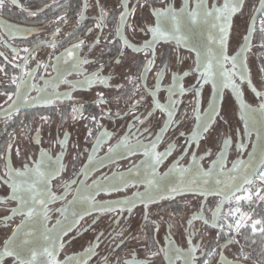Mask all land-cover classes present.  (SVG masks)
<instances>
[{"label":"flooded vegetation","instance_id":"af4514ba","mask_svg":"<svg viewBox=\"0 0 264 264\" xmlns=\"http://www.w3.org/2000/svg\"><path fill=\"white\" fill-rule=\"evenodd\" d=\"M87 2L90 7L85 13L84 18H79L77 13L80 11V6ZM96 0H19V3L24 8L36 11V16H30L27 11H22L21 8L13 6L10 2H6V7L0 10V23H9L19 25L24 28L32 29L31 34H25L23 38L8 39L3 31H0V36H4L6 44L16 48L31 47L33 44L42 40L56 39L62 41L54 50L45 46L37 50V58L49 64L48 69L41 68L36 73V79L33 81L40 87H44L43 81L39 79L41 74L45 78L55 77L56 72L53 71L51 57L62 53L74 43L83 41V46L78 50L77 55L83 59L90 61L82 67L84 73H77L72 69L71 62L64 64L61 62L62 70L66 69V74L63 79L69 81L83 80L84 75L95 72L101 64L104 65L101 75L111 77L108 84L111 87L101 85H93L91 88L79 85L75 89L72 85L56 82L55 89L51 85L47 87L49 93L53 90L57 93L70 92L72 99H57L53 104L45 105L42 102L22 103L19 111H14L11 118L0 113V172L4 170L6 161L3 158V153L7 151V146L12 143L14 148L9 154L10 161L14 168H21L24 163L32 164L35 159L39 158L40 150L44 149L51 157V162L54 163L58 154L62 155V163L64 165L62 172L51 182V189L58 195L64 192L65 183L70 184L69 191L63 200H58L49 205L53 211L47 226H51L60 218V213L54 211L68 204V201L73 199L77 185L80 181H84L86 185L92 184L94 180L108 176L118 180L121 173L129 179V186L122 188L116 192L96 191L94 193L97 202L123 200L132 198L135 192H144L145 184L139 182L145 173V161L143 155L144 149H137L134 155L116 156L113 160H105L103 165H96L94 170H91L87 176L82 173V169L88 164V155L92 152V145L97 135L100 132L108 131L110 136L105 140L100 148L94 153L97 159L104 157L111 145L117 143L120 137L129 131L127 125L129 122L136 125L131 129L136 133V137L144 144H148L149 140L154 138L155 134L160 132L161 128L166 127V114L158 109H150L153 115L147 118L142 125L132 119V113L127 112L129 96H131L134 87L126 84L124 76L131 75L136 77L139 75L140 69L145 63L144 53H135L132 49L126 50L125 57L121 58V64L116 65L117 49L121 44L116 38V26L119 17L120 0H107L106 10L109 14L104 17L103 23L106 25L102 30L94 27L96 24L97 10H94L91 5L95 4ZM105 0H101L104 3ZM132 3L135 0H131ZM148 7L137 9V21L141 26L151 20L155 23V17L151 16L152 8H161L166 4H171L179 9L183 4L187 3L189 11L195 8L198 0H141ZM225 0H204V3L211 7L223 5ZM259 0H245L244 7L241 12L234 14L231 18V26L229 28L228 40L226 45V54L231 56L236 54L240 44L243 42V36L246 34V26L252 16L253 10L257 7ZM43 9L42 12L37 11ZM62 16L67 21H57L56 17ZM79 20V23L77 22ZM132 18H129V23ZM59 28L60 32L55 37L53 33ZM92 31L89 32L88 29ZM217 33L218 29H212L210 24H190L185 23L181 28V34L187 39L184 45L177 46L175 41L162 42L157 45L156 63L151 71L147 73L145 81H139V91L134 97L139 99L141 95L145 96V102L135 111L140 119L146 117L145 109L148 108L147 101L150 97L146 95L144 87L147 84V89H151L157 81L155 80L156 71L167 65L169 71L158 82L160 90L156 93V99L161 104L167 103L168 93L165 90L172 83V74L177 73L183 75L187 72V76H183L181 83L184 87L191 89L179 99L182 101V106L178 109V115L174 117L176 120H183L179 129L169 127L167 131L160 132L161 139L157 144V151H164L168 145L174 144L175 148L172 154L157 167L156 171L164 177L162 186L172 187L173 181L170 176H164L169 168L175 163H179L184 167H191L190 160L192 153L195 152L197 157L204 158L199 161L200 166L207 170L214 160L217 159L222 141L227 136L231 139V143L226 150L225 169L232 167L234 161L248 159L249 154L257 139V130L261 129L260 123L256 124V129L250 130V134L245 136V123L240 115V99L251 107H258L259 101L256 94L252 91L247 81H240L235 78V83L239 87L241 96L238 99L231 87H224L222 78L218 77L220 85V94L217 97L213 91L211 82L201 86L197 77L199 72L193 71L197 63V51L202 54V57L209 55V50L214 54L218 45L208 41L209 33ZM99 36V45L95 44V40ZM125 36L133 45H139L143 42L144 33H137L133 36L130 32H126ZM107 38V39H105ZM111 49V51H109ZM0 52L11 59V49L5 44H0ZM23 54V53H21ZM254 50L248 53L247 65L249 69L252 86L257 91L264 92V88L256 86L251 73L249 60L253 58ZM179 57V59H177ZM206 62V60H205ZM0 64H4V60L0 57ZM30 66L35 67V61H30ZM231 64L225 62L223 68H218L214 64V71L219 73L224 69H230ZM9 75L14 71L12 67L7 66ZM8 81L0 74V92L14 91V87L8 88L5 85ZM116 85H122L117 88ZM264 87V85H263ZM199 89V107L201 111L209 106V101L216 99L220 106V115L215 123L211 134L206 136L196 144L191 145L190 150L181 152L180 145L183 144V138L178 137L179 132L188 133L196 124L195 113L193 111L196 106L195 90ZM105 93L107 105L102 106L104 111H110L111 118L104 117L100 119V125L87 120H73L71 118L73 106L83 104L84 114L86 116L95 115L100 118L101 107H97L94 103L98 92ZM28 95L35 97L37 92L33 89ZM0 107H6V97L0 96ZM119 112L120 116L115 114ZM186 114V119L183 117ZM259 119V115L256 114ZM41 116H48L47 122L40 119ZM257 119V120H258ZM89 129L92 135L89 136ZM147 129V131H145ZM39 130V131H37ZM67 134L68 143L61 149L60 141L65 139ZM35 138V139H33ZM135 138L132 142H135ZM38 140L39 143L35 141ZM238 142L244 143L242 151L236 148ZM19 145L22 149L20 156L15 155V146ZM205 153H208L205 155ZM135 166V167H134ZM129 169H133L129 172ZM150 171V169H147ZM137 181L133 184L131 181ZM75 181V183H71ZM8 189L4 185H0V198L7 195ZM164 199H157L155 203H150L145 209L144 205L137 202L136 207L128 212L127 209L119 211V207L113 205L117 210L113 212L91 211L89 215L84 216L80 223L73 228L71 232L62 237L63 247L57 251L56 259L64 261L66 256H76L84 252L90 245L99 244L95 248V255L88 259L87 264H101V258L105 255L111 257L109 264H115L119 259L121 261L131 258L134 252L135 257L139 260L149 259V264H169L165 259V254L161 249H164L169 240L172 242L170 246L172 250L170 255L173 259V264H184L183 257L177 258L175 249L187 251L189 244V233L192 234V242L198 245L195 252V264H203L204 259H209L204 253L210 251L217 246L216 231L205 226L202 221L193 220L191 224L188 220L196 213L203 212L206 219L211 221L212 210L216 207L220 200L218 195L201 196L192 192H183L178 194L165 193ZM15 202H7L0 204V244L11 234V228L20 222L22 217L15 216L11 221H4L2 217L7 215V209L14 207ZM81 205L69 206V216L73 210H79ZM147 216V218H146ZM155 222V223H153ZM5 223L9 227L5 228ZM156 225H159L157 230ZM119 234V235H118ZM133 237H136L133 239ZM226 237L219 239L220 244H224ZM37 243L43 245L44 242L37 239ZM218 249V253H219ZM149 253H157L149 258ZM223 254L234 259L239 257L238 244L229 245L223 249ZM219 254L210 258L209 264H220L218 261ZM45 259V258H41ZM241 261H245L240 257ZM75 264V261L72 262Z\"/></svg>","mask_w":264,"mask_h":264},{"label":"snow or ice","instance_id":"6c2138e0","mask_svg":"<svg viewBox=\"0 0 264 264\" xmlns=\"http://www.w3.org/2000/svg\"><path fill=\"white\" fill-rule=\"evenodd\" d=\"M6 2H10L13 6L21 8L22 11H27L30 16L37 15L36 11L24 8L19 3V0H0V10L6 7ZM106 2L107 0L104 3H101V0H96L95 4L91 5L94 10L98 11L95 17L96 24L94 25L97 29L102 30L106 27L103 23L104 17L109 14L106 10ZM244 4L245 0H225L221 6L213 4L209 7L204 3V0H198L195 8L191 11H189L187 3L183 4L179 9L173 7L171 4H166L161 8H152L151 16L155 17L154 24L149 19L148 22L141 26L136 19L137 9L148 7V5L142 3L141 0H135L134 3L131 0H120L116 38H118L121 47L117 49L115 64H121V58L125 57L127 49H132L135 53L143 52L145 56V63L140 69L138 76H124L126 84L135 86L131 96L128 98L130 103L127 108V112L133 114L132 119L134 121L142 125L147 118L153 115L150 109L154 108L165 113L167 117L165 120L166 127L161 128L160 132L167 131L169 127L180 128L183 120H176L174 117L178 115V109L182 106V101L179 97H182L186 92L191 90L184 87L181 83L183 76L188 75L187 72H184L183 75L172 74V83L165 89L168 93L166 104H161L156 99V93L160 90L158 82L169 71L167 65L165 64V66L156 71L155 80L157 83L151 89H147V84L145 83L146 95L150 97V100L147 101L148 108L145 109L146 117L144 120L140 119V116L136 115L135 111L138 107L142 106V102H145V96L141 95L139 99H135L134 97L139 91L138 82L146 80L147 73L151 71L156 63L157 45L170 41H175L177 46L184 45L187 38L181 34L182 26L185 23H202L210 24L212 29H218L217 33L213 34L210 32L208 35V41L218 45V49L214 54L209 50L207 57H202V54L197 51V63L193 71L200 73L197 79L200 81L201 86L211 82L213 91L216 92L218 97L220 85L217 80L218 77L222 78L223 86L231 87L239 99L241 92L235 83V78L238 77L242 82L247 81L249 86L252 87V91L256 94L259 104L258 107L253 108L242 99L239 101L241 119L245 123V136L250 134V130L256 129V114L259 115L261 129H264V92L257 91L252 86L247 65L248 53L252 52L254 47L264 49V0H259V6L254 8L251 22L246 26V34L243 36V42L240 44L236 54L229 56L225 51L231 18L234 14L241 12ZM89 7L90 5L87 2L81 5L77 16L81 19L84 18ZM37 11L42 12L43 9H38ZM130 17L132 18L131 23H129ZM257 18L259 26H257ZM56 19L57 21L67 22L62 16H57ZM77 22L79 23V20ZM0 31H3L8 39H16L18 37L23 38L25 34H31L32 29L5 22L0 23ZM88 31L91 32L92 29L89 28ZM59 32L60 29L57 28L53 33V37L59 34ZM126 32H130L133 36L137 33H144L143 42L138 46L131 44L125 36ZM256 33H259L260 37L258 45L254 43V35ZM61 42L53 38L51 40L39 41L31 47L16 48L7 45L4 36H0V44H5V46L9 47L12 53L11 59H9L7 55L0 52V57L4 60V64H0V74H3L4 78L8 81L5 87H14L15 89L14 91L0 92V96L6 97V107H0V113L11 118V114L14 111L20 110L22 103L42 102L48 105L53 104L57 99H72L70 92L57 93L53 90V92L49 93L46 90L49 85L55 89L56 82L70 84L73 89L79 85L89 88L93 85L111 87L108 84V80L111 77L101 75V71L104 68L103 64L95 72L84 75L83 80L69 81L62 78L67 71L66 69L62 70V61L65 65L71 62L72 69L81 74L84 73L82 66L90 63L89 60L77 55L78 50L83 46V41L70 45L55 57H51L50 55V59L53 61L51 67L57 75L46 79L44 74H41L39 79L43 81L44 87H40L34 83L37 71L41 68L46 71L49 67V64L37 58V50L45 45L54 50ZM94 43L99 45V36H97ZM30 61H35V67L30 66ZM225 62L231 64L230 69H224L219 73L213 70L214 64L218 68H223ZM9 65L14 70L11 75L7 71V66ZM260 71L264 73V67H261ZM116 87L120 88L122 85H116ZM33 89L37 92L35 97L28 95ZM199 95V89H196V106L193 109L196 119L195 126L187 136L185 132L178 133V137L184 140L183 144L180 145L182 153L189 151L193 144H196L198 147L199 142L211 134V130L220 115V106L216 99L210 100L208 102L209 106L201 111L199 107ZM94 103L97 107L101 108L107 105L103 91L97 93ZM115 115L118 117L120 113L117 112ZM104 117L111 118V115L110 111H104L103 108L100 118H97L95 115L86 116L83 104L74 105L71 115L73 120L87 119L97 125H100V119ZM183 118L186 119V114ZM40 119L47 122L49 117L41 116ZM135 126L129 122L127 125L129 131L124 133L116 144L108 148L104 157L97 159L94 153L110 136V133L106 130L100 132L94 140L92 152L88 155V164L81 171L87 176L91 170L95 169L97 164L102 166L105 160L111 161L114 157L123 156L124 154L128 156L134 155L137 149L142 148L144 149L143 155L146 158L142 163L145 165L146 170L139 182L145 184V191L133 193L131 199L125 198L123 200L101 203L95 199L94 193L96 191H120L122 188L129 186V179L121 173L118 180L115 176L112 178L104 176L94 180L90 185H86L82 180L76 187L73 199L68 201L67 205L54 209L55 212L60 213V218L56 220L51 228L47 226L50 213L53 211V209L49 208V205L58 200H63L70 188V184L66 182L64 192L59 195L51 189V182L60 175L64 167L62 155L58 154L55 162L52 163L48 152L41 149L39 158L35 159L31 165L24 163L21 168H14L11 162H9V154L13 151L14 146L12 143L8 144L7 151L2 154L6 161L5 167L0 172V185L6 186L8 192L5 197L0 198V204L12 201L15 202V206L8 208V214L4 215L2 219L6 222L11 221L15 216H20L22 219L11 228V234L7 235L2 244H0V264H72L73 261H75V264H87L88 259H91L95 255V248L99 246L98 243L90 245L80 255L66 256L64 261L56 259L57 251L63 247L62 237L71 232L84 216L89 215L91 211H116L117 209L113 205L118 206L119 211L127 209L128 212H131L136 207L137 202L143 204L145 209H147L148 204L155 203L157 199L166 198L165 193L182 194L185 191L201 196H220V200L212 210L211 221L205 218L202 211L194 214L188 220L189 224L193 220L202 221L205 226L216 231L217 246L204 253L209 259H204L203 264H209L210 258L217 254L220 257V264H242L240 257L243 260L248 259V256L243 252V248H241L239 257L227 260L223 254V249L229 245L239 244L238 237L246 231H250V234L253 236L257 234L264 236V216H258L255 208H253V205L256 207L264 205V150L261 151L258 157L255 153H250L247 161H234L232 167L226 170V150L231 143V139L226 136L222 141L217 159L212 162L207 170L203 169L199 164V161L204 157H197L196 153L193 152L190 160L191 167H184L177 162L164 174V176L175 175L179 178L175 186L166 187L162 186L164 177H161L156 169L166 157L172 154L175 145L170 143L164 151H157V144L161 139L160 132L156 133L154 138L149 140L148 144H144L141 140L135 138L136 133L131 131ZM257 131L258 135L262 134L260 130ZM88 134L89 136L92 135L91 129H89ZM134 138L135 142H132ZM35 142L39 143L38 140ZM59 143L61 149H63L68 143L67 134H65V139ZM236 148L242 151L244 143L238 142ZM14 150L16 156L22 154V149L19 145H16ZM207 154L205 153V155ZM147 169H150V171H147ZM128 171L132 172L133 169H129ZM217 177H225V179L221 180L217 179ZM211 180L215 181L214 185H210L209 182ZM131 182L133 184L137 183L135 180ZM71 183H75V181ZM74 205H81V207L79 210H73L69 216V206ZM225 205L228 206L226 211ZM245 207L252 210L245 211ZM4 227H9V224L5 223ZM156 228L158 230L159 225H156ZM191 236L192 234L189 233V247L187 251L175 249L177 258L183 257L184 264H195V252L198 245L193 244ZM221 237H226L224 244L219 243ZM38 238L44 242L43 245L37 243ZM135 238L133 237V239ZM171 245L172 242L169 240L168 245L164 249H161L169 264H173L172 256L169 254L172 250ZM218 249L220 250L219 253ZM155 255L157 253H149V258ZM42 257L45 259H41ZM110 259L111 257L107 255L103 256L101 264H109ZM115 264H121V261L117 259ZM122 264H149V259L139 260L133 252L131 258L123 260Z\"/></svg>","mask_w":264,"mask_h":264},{"label":"trees","instance_id":"16d2710c","mask_svg":"<svg viewBox=\"0 0 264 264\" xmlns=\"http://www.w3.org/2000/svg\"><path fill=\"white\" fill-rule=\"evenodd\" d=\"M254 39L259 44V33L254 35ZM257 52L259 55L262 54L259 63L262 62L261 65L264 66V49L257 48ZM253 208H255L258 216H264V205H260L259 207L253 205ZM251 210L252 209H249L248 211ZM245 237H247V239H245ZM238 239L240 241L238 244V254L240 255V249L243 248V252L248 256V259L244 260L246 264H264V236L259 234L253 236L250 234V231H246L243 235L238 237Z\"/></svg>","mask_w":264,"mask_h":264},{"label":"rangeland","instance_id":"374dc122","mask_svg":"<svg viewBox=\"0 0 264 264\" xmlns=\"http://www.w3.org/2000/svg\"><path fill=\"white\" fill-rule=\"evenodd\" d=\"M254 43L258 45V43L256 42V40L254 39ZM257 48L258 47H254V55L253 58H251L248 62L249 65L251 67V73H252V77L254 79L255 85L261 87V89H263V85H264V73H262L260 71L262 66V62L259 63V59L262 57V54H258L257 52ZM263 59V58H262ZM264 60V59H263ZM264 63V61H263ZM264 90V89H263Z\"/></svg>","mask_w":264,"mask_h":264},{"label":"water","instance_id":"95a60500","mask_svg":"<svg viewBox=\"0 0 264 264\" xmlns=\"http://www.w3.org/2000/svg\"><path fill=\"white\" fill-rule=\"evenodd\" d=\"M259 6V3H258V5H257V7ZM252 17V16H251ZM257 21H258V18H257ZM251 22V18H250V20H249V23ZM248 23V24H249ZM257 119H258V116H257ZM257 123H260L259 122V119L257 120ZM261 131V135H258V133H257V139H256V143H255V146H254V148H253V151L251 152V153H255L256 154V156L258 157L259 156V154L261 153V151L262 150H264V129L263 130H260ZM248 159H249V157H248ZM248 159H246V161L248 160ZM168 179H171L172 181H173V184H172V186H175L176 184H177V181H178V177L177 176H175V175H172V176H170V178H168ZM217 179H221V180H223V179H225V177H217ZM210 185H214V183H215V181L214 180H211L210 182ZM186 192V191H185ZM225 256V255H224ZM225 258L227 259V260H232V259H230V258H228V257H226L225 256ZM218 261L220 262V257L218 258ZM242 264H244L243 262H242Z\"/></svg>","mask_w":264,"mask_h":264},{"label":"built area","instance_id":"2783aa9c","mask_svg":"<svg viewBox=\"0 0 264 264\" xmlns=\"http://www.w3.org/2000/svg\"><path fill=\"white\" fill-rule=\"evenodd\" d=\"M257 26H259V20L257 21ZM228 206L225 205V211L227 210ZM245 211H248L249 209L247 207L244 208Z\"/></svg>","mask_w":264,"mask_h":264}]
</instances>
